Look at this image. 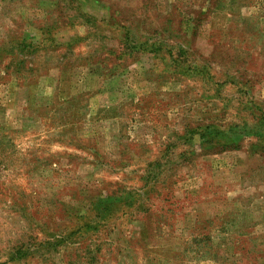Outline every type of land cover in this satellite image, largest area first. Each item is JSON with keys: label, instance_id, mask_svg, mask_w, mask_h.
Wrapping results in <instances>:
<instances>
[{"label": "rangeland", "instance_id": "1", "mask_svg": "<svg viewBox=\"0 0 264 264\" xmlns=\"http://www.w3.org/2000/svg\"><path fill=\"white\" fill-rule=\"evenodd\" d=\"M0 264H264V0H0Z\"/></svg>", "mask_w": 264, "mask_h": 264}]
</instances>
